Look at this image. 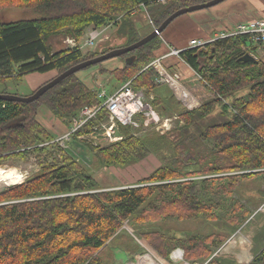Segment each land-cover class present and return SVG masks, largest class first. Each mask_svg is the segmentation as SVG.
Wrapping results in <instances>:
<instances>
[{
	"label": "trees",
	"instance_id": "obj_1",
	"mask_svg": "<svg viewBox=\"0 0 264 264\" xmlns=\"http://www.w3.org/2000/svg\"><path fill=\"white\" fill-rule=\"evenodd\" d=\"M209 1H169L162 6L151 0H0V10L31 9L37 14L31 20L0 23V83L35 73L56 72L58 76L109 52L84 57L78 49L54 50L49 42L52 38L79 41L89 28L119 23L124 28L141 4L158 28L174 12ZM244 45L245 39L229 37L180 53L212 98L196 109L178 113L184 126L174 142L153 132L129 136L121 126L123 141L95 153L86 149L97 161H92L93 168L123 169L155 156L159 167L133 187L98 192L92 175L52 143L36 121L42 105L61 118L76 117L82 109L101 104L98 91L87 88L77 74L32 103L0 100V165L15 159L27 162L34 154L39 166L23 183L0 192V264H98L100 250L124 222L137 230L169 220L201 218L217 223L225 234L236 232L251 214L233 198L235 191L247 181L264 184V64L242 62ZM160 46L158 36L121 56L122 67L111 74L121 86L130 83L135 91H146V96L157 92L164 86L153 84L156 73L149 64ZM181 95L185 101L195 100L190 92ZM154 99L153 109L169 115L171 99L166 104L158 97L154 103ZM213 113H219L223 122L210 123ZM106 119L102 109L74 137L90 133ZM261 195L264 198V190ZM140 236L159 257L168 260L170 250L179 247L188 262H206L209 250L226 241L223 234L187 239L167 238L159 232ZM207 264L231 263L212 259ZM249 264H264V245Z\"/></svg>",
	"mask_w": 264,
	"mask_h": 264
},
{
	"label": "rangeland",
	"instance_id": "obj_2",
	"mask_svg": "<svg viewBox=\"0 0 264 264\" xmlns=\"http://www.w3.org/2000/svg\"><path fill=\"white\" fill-rule=\"evenodd\" d=\"M233 1L235 0H226L223 3H220L219 5H216L212 8L190 14H184L178 17L161 34L160 39L162 41V45L171 46V44L169 43H164V41H167V35L177 37V45H184L187 43L189 38L195 37L194 35L202 36L203 34H206V36L214 37L220 35V29L224 34L230 33L231 30H234L235 26L241 22L244 23L247 20L261 18L253 15L248 19V12L246 14H243L241 11H248V9H250V0H248V2L244 1V3H241L239 6L235 7V11L236 13L240 11L245 19L241 20L237 24L233 23V26L226 27L228 21L224 19L233 18L228 13H223L225 11L224 6ZM251 2H254V0H251ZM220 14L224 19H222V16ZM36 17V12L31 9L12 8L0 10L1 24L31 20L35 19ZM120 24L121 23H119L117 26L113 25L110 28L106 29L103 34L96 39L94 46L80 49L82 56L88 57L100 52L126 48L129 46L128 42L130 40L136 37L145 36L151 30L155 29L149 13L146 10L144 11L143 8H141L136 14H133L131 16L130 24L126 25L124 28H121ZM90 29L92 31L101 28L87 29L82 38L79 40L80 44L83 42L84 38L88 37ZM235 37L239 38L238 36ZM200 38L205 39L204 37ZM49 42L54 50L63 47L65 48L66 46L65 38L63 36L52 38ZM160 49L161 46L156 52H154L153 59H156L161 55L156 54ZM262 63L264 64V59L262 60ZM122 64V57L109 60L107 62L101 63L100 65L98 64L95 67H90L77 73L76 77L78 78V80L82 81L87 88L91 90H95L96 88L98 89L100 87L104 88L107 93L113 92L117 90V88H119L121 84L115 79L111 72H114L113 70H117V68L122 67ZM182 71H175L178 72L181 76L179 82L180 84H182L185 90H187V92H190L194 96L197 101L196 103H199L198 107L212 98L209 92L205 91L202 88L203 85L201 84V81H199V77L194 72L190 70H186L184 72ZM154 72L156 73L155 70ZM53 76H57V73L53 72L48 79L52 78ZM30 85L31 81L27 75L19 81L12 80L6 82L5 84L0 83V93L4 92L21 98H25L30 96L32 92L34 93L39 88V86H37L36 88H32V85ZM177 90L182 91L183 88L178 86ZM142 92L145 93L146 91L142 90ZM154 94L161 99L163 104H166L169 98L171 99L170 102L167 103L169 106L167 114L169 115L162 116L157 109L154 108V110L158 112L162 117H174L175 120H173L172 128L168 131H164L161 129L156 130L155 126H147L144 124H139V127L125 126L124 128L127 129L126 132L127 134H129V136L141 137L153 132L160 137L167 138L170 142H174L173 138L179 134L180 128L184 126L183 121L178 116V113L186 112L189 110L185 106H183L184 104H182V101L180 99L181 97H179L177 94H171V91L167 89V86L165 85L157 92L154 91ZM155 95L154 103L156 100H158ZM175 101H179L182 106L177 107V102ZM150 103L152 105V101H150ZM189 106L194 107L191 104ZM198 107H194L192 109H196ZM182 108L184 109L182 110ZM77 116L55 118L50 113V111H48L47 107L45 105H42L37 110L36 121L49 134L50 141L53 143L56 142L55 140H57L58 138L66 136L69 128L71 127ZM208 120H210V123H222L224 119L221 115H219V113H216L214 115H211L210 119ZM101 123L102 122H99L98 125L95 126L93 130L88 134H82L77 137H74V135H70L69 137L64 138L61 141L60 145L58 144L62 151L65 150V152H67L74 159V164H80L81 166H83L86 172L92 175L93 180L99 187L97 188L99 189L97 190L98 192L131 186L133 187L141 179L146 178L153 170L159 167L160 161L155 156H150L144 161L139 162L138 164L123 169L108 167L106 165H100L99 168H93L92 161H97L90 154H88V152L94 149L95 153L99 149L106 148L110 145L119 143L124 140V135L121 133L120 128L115 133L118 140L109 142L105 137L101 135L102 131L99 127ZM88 148H90L91 150H86ZM20 151H22V149L16 152L18 153ZM43 156L44 154H42V157ZM57 158L60 160L59 155L57 156ZM37 163L38 161L36 159V156L34 154H31L28 156L27 162L15 159V161L0 165V171L3 172L0 174L11 180L14 183V185L11 187H15L16 185L23 183L30 176L37 173L39 168ZM11 187L1 186L0 192ZM198 188L199 186H197V189ZM263 190V183L258 184L257 182L247 181L243 182L242 185L235 191L233 198L239 203V205H242L244 208H246L251 215L250 218L245 221L244 224L236 232L232 234L230 230H228L225 234L224 230L219 228L217 223L208 222L201 218L197 220H187L181 222L169 220L165 222H159L158 224H154L151 226L143 227L142 229L140 227L137 230L131 228L130 224H128L127 222H124L120 230L110 240H108L104 247L100 250L99 255L97 256L99 258L98 264H136L137 259H139L138 257H144L145 254L149 253L155 255L153 256L150 254V256H153L155 258L158 257L164 263H169V256L168 260L159 257L155 253L156 251L154 252V249L145 241L142 236H140L142 232H159L167 238L175 237L181 239H187L192 236L205 237L210 234H223L224 238L226 236V241L218 248H211L209 250V256L204 261L209 262L212 259H217L231 264H244V262L249 261V259L251 261L253 255L259 252L260 248L264 245V198L261 195ZM172 249L170 250L171 252L175 249L180 248L176 247L175 249ZM95 255H97V253ZM145 257H147V255ZM197 262L204 263L198 260Z\"/></svg>",
	"mask_w": 264,
	"mask_h": 264
},
{
	"label": "built area",
	"instance_id": "obj_3",
	"mask_svg": "<svg viewBox=\"0 0 264 264\" xmlns=\"http://www.w3.org/2000/svg\"><path fill=\"white\" fill-rule=\"evenodd\" d=\"M152 2L160 5H166L169 1L179 2V0H151ZM140 8H144V4L140 5ZM136 14V11L134 12ZM111 25L102 27L98 30L89 31L88 37L83 39L80 44L72 38L67 37L65 39V49H82L88 48L95 45L96 39L103 34V32L110 28ZM241 37L245 39V48L243 49L244 54H248L254 61L262 62L264 59V18H256L252 20H247L244 23L241 22L237 24L234 30L230 33L221 32L220 35L210 37L207 36L205 39L201 38H189L186 44L177 49H170L166 54H161L156 59H154L149 66L156 71V76L153 80V84L156 86H167V88L175 95L181 94L178 92V86L184 88L180 84V74L178 72L169 71L164 65L166 58L175 57L179 59V62L184 63L180 58V53L186 50L202 48L206 45L212 44L217 40L229 38V37ZM166 44V43H165ZM79 45V47H78ZM185 64V63H184ZM194 72V71H193ZM200 81V77L198 78ZM98 91V99L101 101L100 105H95L93 107H86L82 109L71 127L69 128L65 137L58 138L55 140L60 145L64 138L74 135L79 129L85 126L91 120H96L99 112L103 109L106 115V121L99 125L102 131L101 135L105 137L109 142L117 141L116 132L121 126H133L139 127V124H144L147 126H155L156 130H166L172 128L174 117H162L156 112L150 101H153L152 97L146 96L142 90L135 91L131 88L130 83H126L117 90L113 91L111 94L107 93L104 88H96ZM194 101H186L183 106L186 108L198 107L199 103ZM194 107H190L189 105ZM97 130V129H95ZM102 139V137H101ZM151 253L145 254L150 257L154 264H207L208 261L204 263L198 262H188L184 259V252L181 249H175L169 255V263H164L158 257L150 256ZM144 256V257H145ZM216 256V255H215ZM213 256V257H215ZM139 259L143 257H138ZM137 259L136 263H138ZM135 264V263H129Z\"/></svg>",
	"mask_w": 264,
	"mask_h": 264
},
{
	"label": "water",
	"instance_id": "obj_4",
	"mask_svg": "<svg viewBox=\"0 0 264 264\" xmlns=\"http://www.w3.org/2000/svg\"><path fill=\"white\" fill-rule=\"evenodd\" d=\"M224 1H226V0H211V1L204 3V4H198V5L190 6L188 8L180 9V10L174 12L172 15H170L166 20H164L158 28L153 29L152 32H150L149 34L144 36L142 39H140L136 43L131 44L126 48L111 50V51H109V52H107L101 56H98L96 58L84 61L80 64H77V65L71 67L70 69H68L65 72L61 73L60 75L56 76L54 79H52L48 83L39 87L32 95H30L28 97L21 98V97L11 95V94H0V100L5 101V102H17V103H32L34 101H37L48 90L55 87L57 84H59L61 81H63L67 77H69L71 75H75V74H77V73H79V72H81V71H83L89 67L107 62L109 60L117 59L123 55H126L130 52H133V51L139 49L140 47L144 46L145 44H147L148 42H150L154 38L161 36V34L165 31V29L174 20H176L178 17H180L184 14H190V13H194L197 11H202V10L212 8L216 5H219L220 3H223ZM241 61L245 62V63H248V62H255L256 63V61H254L248 54H244L241 57ZM177 95L179 97H181L180 99H181L182 103L186 102L185 98L181 94H177Z\"/></svg>",
	"mask_w": 264,
	"mask_h": 264
},
{
	"label": "crops",
	"instance_id": "obj_5",
	"mask_svg": "<svg viewBox=\"0 0 264 264\" xmlns=\"http://www.w3.org/2000/svg\"><path fill=\"white\" fill-rule=\"evenodd\" d=\"M244 1L248 2V0H235V1L227 4L226 6H224L225 7L224 8L225 11L223 13H228L233 18V19H229V18L228 19H224L223 16L221 15L222 13L220 14L222 16V19L228 21L227 24H226V27L233 26L235 23L237 24L241 20H244L245 18L243 16V14H246L247 12H248L247 13V18L248 19L250 17H252L253 15L257 16V17L264 18V0H254V2H251V0H250V9H248V11H245V10L241 11L243 14L240 13V11H238L236 13L235 7L239 6L241 3H244ZM256 10H258V11H256ZM262 13H263V15H262ZM221 32L222 31L220 29L219 33H221ZM200 34H202V33H200ZM194 36L195 37H191V38H198V37L199 38L200 37L206 38L207 37L206 34H203L202 36H200V35H194ZM166 40L167 41L166 42L164 41V43H167V44L169 43V44H171V46L162 45L161 49L156 54H158V55L166 54L170 50V48L171 49H177V48H180V47L183 46V45H177L178 44V42H177L178 39L175 36L173 37L172 35H167L166 36ZM164 65L171 72H173V71L180 72L182 70H184V71H186V70L192 71V69L190 67H188L186 64H184L182 62H179V59H177L175 57L166 58L165 61H164ZM184 71H182V72H184ZM51 75H52V73H48V74H37V73H35V74L28 75V78H30L32 88H36L37 86H40L43 82L48 80V78ZM202 88L205 91H207L203 86H202ZM108 93L111 94L112 92H108ZM154 95H155L154 91H152V92H150L149 97H152L154 99ZM249 262L244 263V264H248ZM241 264H243V263H241Z\"/></svg>",
	"mask_w": 264,
	"mask_h": 264
},
{
	"label": "bare ground",
	"instance_id": "obj_6",
	"mask_svg": "<svg viewBox=\"0 0 264 264\" xmlns=\"http://www.w3.org/2000/svg\"><path fill=\"white\" fill-rule=\"evenodd\" d=\"M90 31H91V29H90ZM85 39V38H84ZM245 46V45H244ZM171 49V48H170ZM252 63V62H251ZM178 92H180V93H183V94H187V92L184 90V88H183V90L182 91H178ZM75 121V120H74ZM0 173H3L2 171H0ZM14 185V183L11 181V180H9L8 178H6L5 176H3V175H1L0 174V187L1 186H9V187H11V186H13ZM141 260V261H140ZM250 261V260H249ZM140 262V263H139ZM138 263L139 264H154L152 261H151V259H150V257H143V258H141V259H139V261H138ZM138 263H136V264H138Z\"/></svg>",
	"mask_w": 264,
	"mask_h": 264
}]
</instances>
